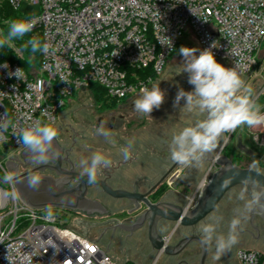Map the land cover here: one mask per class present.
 I'll use <instances>...</instances> for the list:
<instances>
[{
  "label": "built area",
  "instance_id": "2783aa9c",
  "mask_svg": "<svg viewBox=\"0 0 264 264\" xmlns=\"http://www.w3.org/2000/svg\"><path fill=\"white\" fill-rule=\"evenodd\" d=\"M24 1L39 4L41 13L21 14ZM5 3L24 21H36L32 31H40L41 44L50 49L40 52L36 75L0 59V118L7 124L0 128V172L10 188L0 186V264H118L101 240L24 204L1 158L24 149L16 135L21 128L36 120L55 125L66 100L93 84L112 98L135 99L141 86L162 76L183 34H192L201 50L211 48L229 68L239 65L241 77L250 75L264 41V0H0V8ZM165 36L171 48L161 45L168 43ZM18 68L20 79L10 75ZM236 130L224 134L217 155ZM254 140L261 138L254 133ZM217 168L210 164L189 205ZM236 257L240 264H264V248H242Z\"/></svg>",
  "mask_w": 264,
  "mask_h": 264
},
{
  "label": "rangeland",
  "instance_id": "374dc122",
  "mask_svg": "<svg viewBox=\"0 0 264 264\" xmlns=\"http://www.w3.org/2000/svg\"><path fill=\"white\" fill-rule=\"evenodd\" d=\"M19 12L26 17H35L41 13V6L30 1H24L19 7ZM35 32V35H40V31ZM0 36H2V39L5 38L1 29ZM6 46L7 48L5 49L0 48V53L4 50L7 51L5 53H9L11 59L19 63V59L22 58L20 49L13 41H8ZM182 46L198 49L197 55L201 50L192 34H183L178 49L168 58L162 76L156 78L155 85H159L161 90L165 92V100L159 109H154L152 111L150 114L151 117L137 113L133 108L134 105L131 104L133 101H128V105L124 104L120 107L102 108L100 107L101 104L94 98L91 90L80 96L76 93L72 99L66 100L59 114L58 121L51 127L57 131L58 135L56 138L59 142L65 148L71 149V158L75 162L77 170L83 172L80 162L82 160L90 161L92 154L97 151L110 159L113 166H117L118 161L124 160L122 158L123 154L121 148L126 147L129 141L134 142L131 151L137 148H141L140 152L145 151V147L143 146L149 141L150 144H152L151 141L155 142L153 149L160 151L159 149H162L160 147H163L166 143L171 144L169 133L173 132L174 128L175 131L173 134L176 135L184 127L188 125L193 126L197 121L205 118V114L199 113L198 110L189 111L183 108L185 103L183 99L180 101L179 107L173 106L179 89L182 88L185 91L193 90V86L188 83V74L183 72V57L179 53V49ZM215 58L225 67H229L228 61L216 56ZM0 59H4L2 54H0ZM30 72L34 75L40 74L39 67H32ZM241 78L244 80L246 87L253 89L254 97H259L256 101L260 105L261 111L264 112V94L261 95L264 90V41L257 52L256 64L251 74ZM106 96L112 99L108 93H106ZM120 113L126 114L125 119L115 124L114 129L110 130L108 127L110 116L113 114L118 117ZM100 117H104V120L98 124ZM177 126L178 128H176ZM100 127L110 132L111 136L106 138L98 134L97 130ZM240 131H242L245 136V139H242L243 145L249 147L250 150L256 153L255 155L246 154L238 148V141L236 138ZM254 133L257 134V137L259 136L261 138L259 143L254 140ZM262 140L264 142L263 125L259 127L243 126L236 130L235 135L228 145V153L225 150L222 154L230 156L232 161L234 160L236 164L249 166L250 168H256L264 172V145H262ZM148 153L149 152H147V154ZM1 159L6 165V160L3 159V157ZM127 168L130 167L122 165L120 169H117L115 172L117 182L120 181V179L117 178L119 172H122L126 177L129 176V169ZM207 169L208 167L193 169L189 175H185L184 171H182L183 175L186 176H183V180H181H186L184 183L178 180L177 176L173 178L169 177L163 185L165 189L171 191L169 199L176 202L180 201L184 206L191 207L192 205H189L190 200L196 188L204 179ZM178 171L180 170L176 172ZM160 176L161 173L154 178H140L142 179L141 188H143V185L147 182H152ZM5 177L6 175L0 172V186L10 189L9 185L5 182ZM134 178L135 177L120 182L127 183V185L130 186ZM241 194H243V199H241ZM90 196L103 199V201H105V203L108 202L115 211L126 209L129 204L128 200H117L115 204H112L96 188L91 189ZM249 200L250 197L244 186L239 185L234 187L219 203L216 210L209 214V216L196 227L201 229L205 224L214 223L216 226L223 228V232L227 231L228 233V227L233 215H236V213L250 215V210L246 207ZM47 210L57 217L58 223L61 226L69 227L92 238L100 239L101 243L110 249L118 264H172L175 262V258H170L163 254L161 256L155 254L149 240L146 239L147 234L144 229L137 231L132 236H128L124 231L117 230V232H115L112 229H108L107 219L109 216L106 215L88 216L83 213L57 208H50ZM226 211L230 213L229 216H227L228 214L223 215ZM123 217L124 216H119L118 218L122 220ZM173 224L175 223L172 222L170 225ZM189 230L190 228H184L181 232L184 233ZM261 246H263L262 242L248 241L243 245V248H262ZM191 262L192 264H198V259H193Z\"/></svg>",
  "mask_w": 264,
  "mask_h": 264
},
{
  "label": "clouds",
  "instance_id": "9594fccd",
  "mask_svg": "<svg viewBox=\"0 0 264 264\" xmlns=\"http://www.w3.org/2000/svg\"><path fill=\"white\" fill-rule=\"evenodd\" d=\"M36 21H13L10 23L7 36L0 39V48H4L8 41L22 39L32 31ZM161 45L172 47V41ZM30 46L31 51L49 53L50 45L41 44L37 38L27 41L25 47ZM213 47V45H212ZM198 49L181 47L180 55L183 57V72L188 74V83L193 86L192 91L179 89L174 100V107L180 106V101H185L183 108L189 111L198 110L205 114V118L197 121L193 126L184 127L178 134L174 135L169 147L172 161L180 165H198L203 158L213 152L220 139L225 133H231L243 126L259 127L264 125V112L257 103L253 89L245 86L241 73L237 70L239 65L225 67L219 63L211 48L199 51ZM3 67L7 68V64ZM18 68L10 75L20 79ZM165 100V92L159 85L141 86L138 96L133 100L134 110L145 116H150L154 109H159ZM151 117V116H150ZM4 117L0 118V128H6ZM98 134L110 137L111 133L102 127L98 128ZM17 139L21 146L29 153L30 157L39 162L59 158V153L53 151V141L56 139L57 131L41 122L33 121L29 126L21 128L17 133ZM133 141H129L126 147L121 148L123 159L131 158ZM83 172L90 181H95L98 169L111 166V160L104 154L94 152L89 160H82ZM28 185L32 188L39 187L41 179L38 176H29ZM249 181L246 180L245 183ZM251 199L247 203V209L256 206L264 207V186L259 181H251ZM243 199V194H241ZM241 224L239 216L233 217L229 224L227 235H216V224H205L201 228V244L207 246L215 239L217 254L225 252L238 242L237 228Z\"/></svg>",
  "mask_w": 264,
  "mask_h": 264
},
{
  "label": "water",
  "instance_id": "95a60500",
  "mask_svg": "<svg viewBox=\"0 0 264 264\" xmlns=\"http://www.w3.org/2000/svg\"><path fill=\"white\" fill-rule=\"evenodd\" d=\"M238 148L246 154L253 155V152L243 145L241 137L238 139ZM216 149L207 154L201 162L209 164L214 162L218 168L210 176L209 181L202 185L198 197L191 207L172 202H151L148 198L151 191L166 178L177 163L172 165L165 175L146 193L114 188L109 184L108 179L112 177V173L115 171L114 168L120 169L122 165L127 163L126 161L119 162L117 166L112 168V172L104 178L97 175L94 182L90 181L85 173L75 169L71 158V150L65 148L57 138L53 141V151L59 153V158L49 159L46 162L35 161L23 149L19 155L6 161V168L11 173L20 200L36 210L57 208L83 213L88 216L107 214L108 208L105 204L89 195L90 186L101 188L103 192L113 198L128 199L134 205L131 212L141 208L142 204L145 205L144 213L133 223H118L114 228H119L132 235L147 223L148 240L152 250L159 256L163 254L172 257L181 254L193 242L201 243V235H185L178 241L171 243L169 239L174 231L167 237L159 233L158 222L160 220L175 222L176 226L193 227L211 214L234 187L244 186L251 199V181H259L260 185L264 186L263 171L256 168L237 166L227 155H217ZM8 150L9 148L6 147L5 152L7 153ZM64 162H67L69 167H63ZM30 165L32 167L27 169ZM46 170H50L54 174H46ZM33 175L41 179V183L37 188L30 187L27 182L28 177ZM246 180L249 182L245 183ZM255 216L259 217L264 223V207L256 206L250 210V225L252 229L259 232V228L253 223ZM209 252L210 246L202 245L200 264H206Z\"/></svg>",
  "mask_w": 264,
  "mask_h": 264
},
{
  "label": "flooded vegetation",
  "instance_id": "af4514ba",
  "mask_svg": "<svg viewBox=\"0 0 264 264\" xmlns=\"http://www.w3.org/2000/svg\"><path fill=\"white\" fill-rule=\"evenodd\" d=\"M128 101H131V100H127V101H124L122 103H119L118 106L120 107L124 104L128 105ZM131 104H133V103H131ZM125 117H126V114H124V113H120V115L118 117H116L115 115L112 114L110 116V120L108 122V127L110 128V130L114 129V125L117 124L118 122L124 120ZM103 120H104V117H100L98 124H100ZM222 142H223V137L220 139V141L217 145L216 152L220 149ZM227 146H228V144L225 147H227ZM169 147H170L169 145L168 146L164 145L163 147H160V148H162V149H159L160 151L156 150V152H157V154H159V156H161L162 158H165L167 160L168 165H167L166 169L164 170V172L161 173L160 177H158L156 180H153V181L151 180L152 182H147L146 184H144L143 185L144 189L141 188L142 179H140V178H142V177H139V176L132 179V181H131L132 183L130 186H128L127 183H124V182H120V181L117 182V180L115 178V172L117 171V168L115 166H113L112 164L109 168L99 169L97 171V175L104 178L105 176H107V174L111 173L112 168L115 167L114 168L115 171H114V173H112V177L108 179V182H109V184H111V186H113L114 188H123V189H127L129 191L146 193L149 190H151L152 187L171 168V166L176 163V162L172 161V159H171ZM225 147H224V149H225ZM119 162H122V161H118V163ZM73 163L75 166L74 161H73ZM202 163H204V162H201L198 165H195V164H193V165H180L177 163V165L169 172V174L166 176V178L156 188H154L151 191V193L148 195V198L150 199V201L151 202H159V201L172 202V203L184 205L180 201L176 202L174 200L169 199V195H170L171 191H168L167 189H165L163 187V185L166 183V181L169 177L173 178V177L177 176L178 180H180V181L183 180V176L191 174L192 169H189L190 167H194V169L195 168L198 169V167H200L202 165ZM31 167H32V165L28 166L27 169H29ZM63 167H69V164L67 162H64ZM75 169H76V166H75ZM179 169H181V171L176 172ZM182 171H184L185 175H183ZM79 172H81V171H79ZM45 173L46 174H54V172H52L50 170H46ZM181 182L184 183V182H186V180L181 181ZM92 188L98 189V191L101 194H103L108 199V201L112 204H115L117 200H128V199L113 198L109 194L103 192L101 190V188L94 187V186H90L89 195L91 193ZM95 198L102 201L105 204V206L108 208V212H107V214H105L106 216H109V218L107 219V228L112 229L115 232H117V230L122 231L119 228H116V229L114 228L118 223H133L138 217H140L144 213V211L146 209L145 205L142 204L141 208H139L138 210H136L134 212H131V209H133L134 205H133V203H131L128 200L129 204H128L126 209H122V210L120 209L119 211H115L108 204V202L105 203V201H103V199H100L99 197H95ZM224 214H226V215L228 214L227 216L230 215V213L228 211L223 213V215ZM249 214H250V212H249ZM119 216H124V217L121 220L118 218ZM235 216H239L241 218V224L237 228L238 242L235 245H233L230 249L226 250L225 252L217 254L215 239H213V242L211 244H209L210 252H209L206 264H240L239 260L236 257V253L239 249L243 248L244 244H246L248 241H253V242H262L264 245V223L260 220V218L255 216V218L253 220V223L259 228V232H257L256 230L252 229V227L250 225L249 215H243V214L236 213V215H233V217H235ZM233 217H232V219H233ZM220 220H221V217H220ZM201 222H199L197 225H199ZM171 223H172V221H168V220H160L158 222V231L163 236L167 237L174 231L172 236H170V239H169V242H171V243L178 241L181 237H184L185 235H189V234H200V235H202L201 229H198L196 227L197 225H195L193 227H183L180 225L176 226L175 222H173L175 224L170 225ZM173 226H174V228H173ZM179 228H180V230H179ZM184 228H190V230L183 233V232H181V230ZM142 229H144L146 231V234H147L146 239L148 240V225H147V223H145L144 226L142 228H140L139 230H142ZM139 230H137V231H139ZM137 231H135L134 233H136ZM226 233H227V231L223 232V228L216 226V235H225L226 236ZM126 234L128 236L133 235V234L129 235L128 233H126ZM201 251H202L201 243L193 242V243L189 244L181 254H179L177 256H172L170 258H175V262L172 264H192L191 261L193 259H196V258L198 259V264H200ZM155 254H156V252H155Z\"/></svg>",
  "mask_w": 264,
  "mask_h": 264
},
{
  "label": "trees",
  "instance_id": "16d2710c",
  "mask_svg": "<svg viewBox=\"0 0 264 264\" xmlns=\"http://www.w3.org/2000/svg\"><path fill=\"white\" fill-rule=\"evenodd\" d=\"M13 21H24V19L21 17V15L19 14L18 11L13 9L8 3H5L0 8V29H1V31H2V33H3L5 38L7 36L9 25ZM35 34H36L35 31H30L22 39H13V40H11L20 49V51L22 53V58L19 59V64L27 72H30L32 67H39L40 64H41V53H40V51H38L36 53H33L31 51L30 46L25 47V45L27 44V41L29 39L37 38V39H39L41 41V36L39 34L38 35H35ZM0 39H2V36H0ZM5 48H7V46H5L2 49H5ZM177 49H178V47H177ZM5 52H7V51L4 50V51H2V53H0V54L3 55L4 59L7 58L5 60L13 61L11 59L9 53H5ZM150 74H152V73H150ZM90 90L92 91V94H93L94 98L98 101V103L101 104L100 107L105 108V109L106 108H111V107L112 108L113 107H117L119 105V103H122V102L127 100V99H120L119 100V99H115V98L114 99L113 98L112 99L108 98L106 96L107 92H106L105 88L100 86V85H97V84H93L90 87ZM225 150L228 153V146L225 147V149L223 150V153H224ZM228 157H230V156H228ZM233 163L235 165H237V166H240V167H249V166H244V165L242 166V165L236 164L234 162V160H233Z\"/></svg>",
  "mask_w": 264,
  "mask_h": 264
},
{
  "label": "crops",
  "instance_id": "0c3cea01",
  "mask_svg": "<svg viewBox=\"0 0 264 264\" xmlns=\"http://www.w3.org/2000/svg\"><path fill=\"white\" fill-rule=\"evenodd\" d=\"M133 100H131V101H133ZM176 128H178V126ZM174 131H175V128H174ZM173 132L169 133V139L170 140H172V137L174 135ZM175 134H176V132H175ZM239 137H241L242 139H245V136H244L242 131H240L237 134V138H236L237 141H238ZM148 143H145V146H143V147H145V151L140 152L141 148H137L136 150L131 151V158L130 159H128V160H120V161H126L127 164H125V165H127V167H130V168H127V169H129V172H128L129 176H127V177L124 176L122 172L118 173L119 175H118L117 178L120 179V181H123V180L127 181V180H130L133 177H138V176L139 177L154 178L155 176H158L160 173L163 172V170L166 169V167L168 165V162H167V160L165 158H162L161 156H159V154H157L156 150L153 149V146L155 145V142L151 141L152 144H150V143L148 144ZM166 145L170 146V143H166ZM262 145H264V142L262 143ZM245 147H246V145H245ZM247 148H249V147H247ZM147 152H149V153L147 154ZM255 154L256 153L253 152V155H255ZM209 166H210L209 163L204 162V163H202V165L200 167H198V169L199 168H204V167L207 168ZM189 169L193 170L194 167H190ZM195 169H197V168H195ZM179 170L181 171V169H179ZM147 171H150V172H147ZM261 247L264 248V245L261 246ZM259 249H261V248H259Z\"/></svg>",
  "mask_w": 264,
  "mask_h": 264
}]
</instances>
